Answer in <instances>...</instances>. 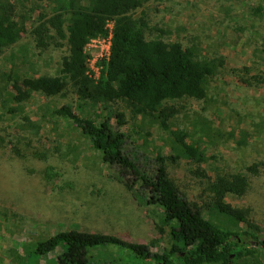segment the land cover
I'll list each match as a JSON object with an SVG mask.
<instances>
[{
  "label": "rangeland",
  "instance_id": "1",
  "mask_svg": "<svg viewBox=\"0 0 264 264\" xmlns=\"http://www.w3.org/2000/svg\"><path fill=\"white\" fill-rule=\"evenodd\" d=\"M20 1L26 10L50 2ZM259 4L264 0H149L135 16L145 20L147 37L181 41L215 66L206 81L205 98L168 102L176 108L169 119L171 128L188 131L189 142L201 152V159H167L170 178L204 216L241 230L246 224L236 227L210 206L211 183L216 178L246 176L247 189L241 195L229 193L225 200L247 211L261 228L259 240H264V9L258 12ZM27 26L21 39L1 53L0 70L60 74L68 53L66 40L56 38L48 46H38L31 23ZM105 45L90 43L85 48L94 74ZM66 103L99 121L108 115L100 107L80 108L76 86L70 82L57 95L35 92L17 105L8 103L0 80V264H55L60 250L36 259V242L70 229L114 234L158 252L172 249L175 242L160 210L125 184L79 128L55 114ZM10 106L16 109L13 113ZM112 108L126 113L127 122L120 127L129 135L125 151L141 168L151 170L158 153L175 152L171 133L154 117L136 121L122 101L112 103ZM111 123L117 126L115 114ZM141 262L128 249L102 245L90 249L86 264ZM232 264H264V248L257 246L256 254Z\"/></svg>",
  "mask_w": 264,
  "mask_h": 264
},
{
  "label": "trees",
  "instance_id": "2",
  "mask_svg": "<svg viewBox=\"0 0 264 264\" xmlns=\"http://www.w3.org/2000/svg\"><path fill=\"white\" fill-rule=\"evenodd\" d=\"M148 1L50 0L46 5L26 10L20 0H0V55L21 39L28 30V22L38 46H48L52 40L60 38L66 40L68 48L58 75L33 76L0 70L8 103L18 105L35 92L57 95L70 82L76 86L80 108L92 105L105 109L108 115L100 121L97 117L80 115L68 103L54 112L79 128L102 160L117 169L125 184L136 189L147 204L160 210L161 220L170 226L175 242L169 251L158 252L148 244L114 234L61 230L36 242V259L60 250L55 264H86L90 249L116 245L141 259L138 264H232L234 259L256 254L257 246L264 248L263 240L258 238L261 228L248 218L246 210L225 200L227 194L241 195L247 189L246 176L221 177L211 183L214 200L210 206L234 226L246 224L239 230L204 216L202 209L182 195L168 174L167 159L175 161L182 156L201 159L199 146L188 140V131L171 128L169 119L176 108L168 102L205 98L206 81L213 75L215 66L199 59L196 52L184 47L181 41H166L159 35L147 37V24L142 17H136L135 12ZM256 9L262 11L264 4ZM110 21V53L100 61V73L94 77L89 71L90 54L85 47L92 38L108 33ZM118 101L128 106L131 118L136 121L140 119L142 123L147 117L158 120L162 128L171 133L175 152L169 156L158 153L151 170L141 168L125 151L129 135L120 127L127 122L126 113L112 108V103ZM14 110L15 107L10 106L9 112ZM113 112L117 126L111 123ZM1 142L4 141L1 139ZM250 239L252 243L248 244Z\"/></svg>",
  "mask_w": 264,
  "mask_h": 264
},
{
  "label": "built area",
  "instance_id": "3",
  "mask_svg": "<svg viewBox=\"0 0 264 264\" xmlns=\"http://www.w3.org/2000/svg\"><path fill=\"white\" fill-rule=\"evenodd\" d=\"M111 28H112V22L110 21L108 23V33L106 35H102V36H98V37H95V38H92L88 44H92V43H103V44H106L105 45V53L104 55H102L101 59H105L109 56V53H110V45H111ZM87 46V45H86ZM86 48V47H85ZM91 56L89 58V71L91 72V74L94 76V77H97L100 73V69H101V66L100 64L98 65V72L97 74H94L91 70H90V66H91Z\"/></svg>",
  "mask_w": 264,
  "mask_h": 264
},
{
  "label": "water",
  "instance_id": "4",
  "mask_svg": "<svg viewBox=\"0 0 264 264\" xmlns=\"http://www.w3.org/2000/svg\"><path fill=\"white\" fill-rule=\"evenodd\" d=\"M263 242H264V240H263Z\"/></svg>",
  "mask_w": 264,
  "mask_h": 264
}]
</instances>
